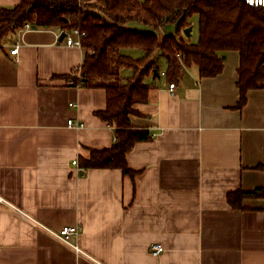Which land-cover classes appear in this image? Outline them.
Instances as JSON below:
<instances>
[{
    "label": "crops",
    "instance_id": "1",
    "mask_svg": "<svg viewBox=\"0 0 264 264\" xmlns=\"http://www.w3.org/2000/svg\"><path fill=\"white\" fill-rule=\"evenodd\" d=\"M20 2L0 0V9ZM60 33L32 27L0 39V195L11 204L0 207V264H264V198L240 210L227 201L264 187V87L237 107L238 52L214 77L184 67L173 90L159 59L145 79L148 101L131 116L152 134L127 153L132 178L73 164L116 134L96 115L106 90L67 80L85 51ZM64 226L80 227L70 244L56 235ZM155 242L165 247L158 256Z\"/></svg>",
    "mask_w": 264,
    "mask_h": 264
},
{
    "label": "trees",
    "instance_id": "2",
    "mask_svg": "<svg viewBox=\"0 0 264 264\" xmlns=\"http://www.w3.org/2000/svg\"><path fill=\"white\" fill-rule=\"evenodd\" d=\"M195 14L199 39L192 43L183 31L191 26L189 19ZM26 23L82 32L85 55L79 75L66 78L73 85L106 90V107L96 115L115 128V142L81 157L79 165L84 170L119 168L132 178L138 173L128 165L127 153L152 134L148 128L132 125L131 116L139 113L137 104L148 101L152 84L145 79L154 70L159 72L161 56L172 82L182 76L184 67L193 65L201 78L217 76L224 69L223 55L237 51L240 109L249 90L264 87V7L245 0H21L0 9V39L22 30ZM131 23L142 28L131 27ZM167 27L173 31L166 32ZM130 50L144 53L134 57L128 54ZM125 70L132 74L124 76ZM257 168L264 169V165ZM246 198H264V187L227 194L230 206L238 210L245 209Z\"/></svg>",
    "mask_w": 264,
    "mask_h": 264
},
{
    "label": "built area",
    "instance_id": "3",
    "mask_svg": "<svg viewBox=\"0 0 264 264\" xmlns=\"http://www.w3.org/2000/svg\"><path fill=\"white\" fill-rule=\"evenodd\" d=\"M245 2L251 6L264 7V0H245ZM30 28H32L30 23H26L23 27V29H30ZM62 32H66V36L64 37L66 44L71 45V46L73 45L82 46L81 38L83 34L78 29H72L70 31H61V33ZM17 51H18L17 45L14 46V48L10 50L11 54H16ZM175 85H176L175 82L170 83L169 89L173 90L175 88ZM70 105L73 106L74 104L71 103ZM68 126L80 128L84 126V123L78 120H74L73 118H70L68 120ZM73 164L77 166L80 170L84 171V169L80 167L78 160H74ZM2 206H11V204L3 196L0 195V207ZM79 234H80L79 226H64L58 232H56V235L60 239H62L63 241L69 244L72 243L73 238L77 237ZM164 250H165V247L161 242H155L150 246L151 253L156 256L160 255L162 252H164Z\"/></svg>",
    "mask_w": 264,
    "mask_h": 264
},
{
    "label": "rangeland",
    "instance_id": "4",
    "mask_svg": "<svg viewBox=\"0 0 264 264\" xmlns=\"http://www.w3.org/2000/svg\"><path fill=\"white\" fill-rule=\"evenodd\" d=\"M189 22L191 24L192 30H191V34L189 36H186V39H188L190 42L192 43H197L198 39H199V21H198V16L195 14L193 15L190 19ZM132 54L135 57H141L143 55V51L141 50H132ZM162 57V56H161ZM164 62H165V58L163 57ZM195 68H198L196 65H194ZM129 71V70H128ZM126 72V70L124 71Z\"/></svg>",
    "mask_w": 264,
    "mask_h": 264
},
{
    "label": "water",
    "instance_id": "5",
    "mask_svg": "<svg viewBox=\"0 0 264 264\" xmlns=\"http://www.w3.org/2000/svg\"><path fill=\"white\" fill-rule=\"evenodd\" d=\"M32 27L36 28V26H34V25ZM191 30H192V27L190 26V27L184 29L183 32L186 36H189L191 34ZM65 36H66V32H62L60 35V40H63ZM223 57L225 58V55H223ZM154 75H158V70H154Z\"/></svg>",
    "mask_w": 264,
    "mask_h": 264
}]
</instances>
